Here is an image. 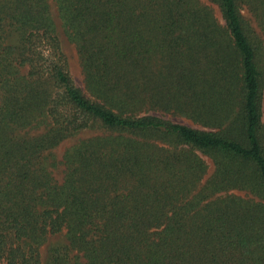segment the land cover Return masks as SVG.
<instances>
[{"label": "trees", "instance_id": "trees-1", "mask_svg": "<svg viewBox=\"0 0 264 264\" xmlns=\"http://www.w3.org/2000/svg\"><path fill=\"white\" fill-rule=\"evenodd\" d=\"M209 1L0 0V264H264V0Z\"/></svg>", "mask_w": 264, "mask_h": 264}, {"label": "rangeland", "instance_id": "rangeland-1", "mask_svg": "<svg viewBox=\"0 0 264 264\" xmlns=\"http://www.w3.org/2000/svg\"><path fill=\"white\" fill-rule=\"evenodd\" d=\"M199 1L203 4L210 5L213 8L215 16L218 17V19H220V12L215 4L211 3L209 0H199ZM241 10L245 19H247V21L250 22V24L255 28V30L262 35V39L264 40V34L261 33L256 17L245 5L242 6ZM50 15L54 23L55 32L58 37L61 50L64 53L67 60L68 71L71 77L73 78V81L76 84V86H78L86 94H89L87 87L85 85L84 72H83L80 56L77 52L75 44L68 39V36L66 35V32L64 30L62 20L58 14L56 5L52 1H50ZM263 106H264V102H263ZM155 114L161 116L164 119H169L174 122L182 123L191 127L202 128L198 124L194 123L192 120L185 118L183 116L173 115L164 112H155ZM100 132L92 131V130L81 131L74 136L68 137L67 139L62 141L56 148L52 150V153L56 159L57 164L51 167L50 170L56 181L61 182L63 178V172H64L63 155L65 151L71 148L73 145L77 144L78 141H80L81 139L95 136ZM202 157L205 159L208 165L207 172L204 176L205 179L212 173L213 166L209 158H207L205 155H202ZM232 193L236 195H244L243 192L236 190L232 191ZM65 243H66V239L64 237V232L48 235L45 241L39 247L40 264L50 263L51 247H55V245H61Z\"/></svg>", "mask_w": 264, "mask_h": 264}]
</instances>
